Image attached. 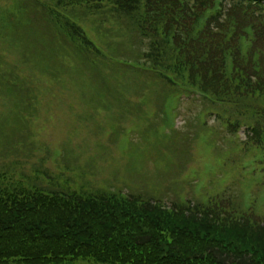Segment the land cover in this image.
Returning <instances> with one entry per match:
<instances>
[{
  "label": "trees",
  "instance_id": "trees-1",
  "mask_svg": "<svg viewBox=\"0 0 264 264\" xmlns=\"http://www.w3.org/2000/svg\"><path fill=\"white\" fill-rule=\"evenodd\" d=\"M217 1L57 0L55 4L65 6L67 14L52 10V3L47 2L55 34L69 43L57 48H65L62 56L53 51L57 56L53 62L59 63L61 75L50 66L42 76H49V82H60H35L28 66L31 62H24L21 53L26 72L22 78L27 81L23 84L17 76L22 73L17 64L9 69L11 74L3 76L1 70L0 76L6 80L0 79V94L5 91L10 96L12 110L22 111L18 114L21 120L22 115L37 117L39 113L33 108L41 109L53 96L50 103L54 107L62 103L58 108L68 113L88 118L93 108L112 113L114 132L119 125L130 123L138 138L126 152V166L133 174L134 165L146 169L150 157L154 164L160 159L159 153L153 156L141 144L171 147L176 140V128L163 131L170 100L175 94L186 95V100L195 96L204 106L198 111V122L201 112H212L209 121L220 120L223 134L235 144L223 150L216 128L209 130L215 139L211 155L219 163L217 173L243 169L248 158L264 157V0H222L219 9ZM14 9L21 18L23 9L28 18L21 3ZM85 24L93 28L94 38L87 36L91 31ZM138 35L151 36L149 53H139L138 59L130 60L126 55L134 51ZM73 58H81L85 65ZM104 71L97 84L90 82ZM22 85L26 87L23 93ZM28 91L32 98L24 95ZM76 100H81L79 105L69 107L68 103ZM177 101V105L182 102ZM87 126L90 128V122ZM242 127H247L244 138L238 134ZM96 130L100 132L102 127L96 124ZM201 132L193 134L192 158L177 177H181L176 183L180 199L152 200L130 193L120 199L117 193L111 194L110 181L114 182L112 177L117 174L111 171L114 160L110 156L100 158L108 164L104 162L101 173L108 174L110 181L89 191L97 176L88 183L82 162L85 167L77 177V188L71 172L74 153L64 141L62 155L56 156L55 150L47 155L51 167L45 156L36 153L31 156L32 163H27L28 175L22 173L27 164L10 175L0 173V264L77 260L93 264H264V221L246 214L235 170L237 179L231 185L238 194L236 204H203L193 194L187 199L181 193L195 191L199 182L197 175L203 164L194 165V147L200 146ZM116 139L114 133L104 141L105 153L114 148ZM150 139L155 140L154 145ZM42 146L50 153L47 140ZM114 155L116 159L118 153ZM217 177H208L206 185L216 186ZM61 179L66 181L61 184Z\"/></svg>",
  "mask_w": 264,
  "mask_h": 264
},
{
  "label": "rangeland",
  "instance_id": "rangeland-1",
  "mask_svg": "<svg viewBox=\"0 0 264 264\" xmlns=\"http://www.w3.org/2000/svg\"><path fill=\"white\" fill-rule=\"evenodd\" d=\"M56 1L57 0H0V63H3V65L0 66V71H3V76L13 73L9 69L15 68V65L17 64L21 66L20 68L22 69V73L17 76L19 78L24 77V73L26 72L23 70L24 66L22 64L21 53L25 59L24 62H29V64L31 62L28 66L29 69L30 67L33 69V78L35 82H38V80H45L49 82L47 80L49 79V76H42V72L46 70L49 72L50 66L53 67L55 72L61 75L59 63L55 64L53 62L57 59V56L54 55L53 51H56L58 55L62 56L65 48H61L60 51H58L57 48L62 47V45L68 44L69 42L64 40L62 36L59 39L57 37V31V34H55V29L51 26L54 24L51 20L53 16L48 11L47 2L52 3L51 6H49L52 10L60 11L63 14H67L68 10L65 6H57L55 4ZM221 1L222 0L217 1L219 6ZM36 2L43 8H41L42 10L38 8L39 6ZM18 3L24 5L26 16H28V18L24 17L23 9L22 18L20 12L14 9V7L18 8ZM28 20H30V22ZM26 26L29 28H26ZM85 26H87L91 31L90 35L87 36L94 38L93 28L87 24H85ZM178 32L183 35L180 30H178ZM150 41L151 36L142 37V35H138L135 40L134 51L127 53L126 57L130 60L138 59L139 53L141 55L142 53H149ZM45 54L46 59L44 58ZM38 57L41 58L37 59ZM80 59L81 58H73L76 62L85 65L80 61ZM145 61L148 62L146 59ZM173 65L176 66L175 63ZM104 73L105 71L103 74H100L99 77L91 78L90 82L97 84L98 81L103 79ZM134 73L136 75L138 74L137 72ZM0 79H2L3 82L6 80L5 77L1 76ZM25 81H27V79L22 78L23 84ZM55 81L58 83L60 82V80L54 79L49 83L52 84ZM28 82H31V80ZM22 87L24 89L22 90L23 93L26 87L24 85H22ZM22 93L18 96L21 97ZM31 93H24V95L28 96V98H32ZM36 96H38V94L34 97ZM71 96L73 97V95ZM52 98L53 96H49L48 104L42 106L41 109H38L37 107L33 108L34 113H39L37 117H33L31 119L22 115L21 120L20 117H18V114L22 113V111L19 109L12 110L13 108L10 106V96L6 94L5 91H1L0 171L6 172L10 175L15 171H19L20 169L22 170L24 169V164L30 162L31 156H34L36 153H38V156H45L43 159H48L47 155L49 154L50 156L53 150H56L57 147H60L63 152L60 142L64 141L70 146L71 153H74V158L71 164V172L72 177L77 181L75 184L77 188L80 187L77 177L80 175V171L85 167L80 164L82 162H85L86 168L84 171L88 173L86 175V181L91 184L94 182L95 184L94 187L93 185L91 186L89 191H95L101 187L100 183L110 181L108 174L104 175L101 173L105 171L104 162L106 164L107 162L100 161V158H103L104 160L105 156H110L113 157L114 160L111 165V171H114L119 177L118 178L114 175V177H112V179L114 178V182L110 181L113 186L112 189L110 187V191H112L111 194L117 193L120 199L121 193H130L139 196L143 195L144 199L152 200L160 199L162 197H171L173 199V197L176 198L180 193L177 192L180 190V185L176 184L178 181H181V177L177 178L180 174V170L184 167V164L192 158V146L190 145V140L193 139V134L196 130L202 131L199 136L200 146L195 145L197 147H194V165L197 167L203 163L205 158V154L202 152V145L211 147L215 144V139L213 138L214 134L209 131L213 129V127L216 128L214 130L215 133L218 132L219 139H222V141H219L218 144L221 145L223 150L232 148L235 145L229 140V135L225 136V134H223V125H221L220 120L216 122H214V119L211 122L209 121V114L212 112H201L202 118L198 122V111H200V108L204 106L200 103V99L198 97L193 96L188 100H186V97L181 100V104L178 106L177 110H175V113H179L177 121L172 115V123L176 125V129L178 131L176 140L174 139V141H172L171 147L170 144H158L156 147L148 144H141L140 147L150 149L153 156H155L156 153H159L160 159L154 164L152 157H150L147 162L146 169H143L140 164L137 167L134 165L135 174H133V172L126 166V163L128 162L127 154L122 150L124 149V146L128 145V142H122L120 139L117 144V148L120 149L119 151L116 150L117 148H113L112 150L110 149V153H105L103 151L105 148L102 144H104L105 140H109L110 132L113 130V128L106 126V124L110 126L113 125L112 118L109 116L112 113H105L106 111L101 108H93L88 118L87 116H82L83 114L75 112L68 113L61 108H58L63 106L62 103L55 104L54 107V104L50 103ZM80 101L81 100H76L68 103L69 107L79 105ZM209 107H211V105H209ZM212 108L215 107L212 106ZM15 114V119H13V123L11 125L10 119ZM133 116L134 113L132 111V118ZM87 122H90V128L87 126ZM101 123L103 127L102 132L100 133L98 130L94 131L95 125L97 124L101 127ZM246 123H250V121ZM170 126H172V124H170ZM128 127H132V125L130 123L125 124L124 127L122 125L117 128V132L124 130L127 137L131 138V144L136 145L138 143V138H135L136 132H127ZM207 132H209V134H207ZM203 133L211 135L212 137L203 138ZM46 140L49 144L50 153H47L42 146ZM150 142L152 145L155 144L154 139H150ZM198 147L201 150V157L199 155ZM219 151H221L220 148H218V152ZM114 153H118V157L116 159ZM208 157L210 156H206V159ZM183 158L184 161L182 162ZM32 161L30 163H32ZM97 161H100V163L98 162V164ZM40 162L37 167L40 166ZM48 163L51 167L52 160L48 159ZM28 164L25 166V170L22 171V173L26 175H28ZM56 164L60 166L59 161L56 162ZM44 167L45 169H48L47 163ZM262 168L263 167L258 164H248L245 171H242L240 167L233 169L237 172V175L240 178V185L245 190V192L241 195L242 198H244L249 205L252 204V206L246 210V214L258 218L264 217V182L261 180ZM124 172H126V176H124ZM228 172L229 171H227V173L223 171L219 172L216 179L223 177L225 174H229ZM252 176H257L258 179L256 181L251 180L250 178ZM91 177L96 178L91 182ZM198 178H200V176ZM201 178L203 181H206L207 179L205 176ZM65 181L66 180L61 179L60 183L63 184ZM232 183V179L230 182L228 181V189L227 187L225 188V185L219 184V186H213L211 184L208 185V188L201 189L198 187L195 191L192 189L191 193L190 190H185L181 193L184 194L187 199L193 198L191 195L193 194L195 199L203 204L208 201H210V205L215 202L236 204L235 201L238 198V194L236 192V188L231 185ZM38 184L41 185L39 182ZM151 184L154 185L153 188ZM196 195H198V197ZM178 197L180 199V196ZM63 264L93 263L77 260L66 261Z\"/></svg>",
  "mask_w": 264,
  "mask_h": 264
}]
</instances>
